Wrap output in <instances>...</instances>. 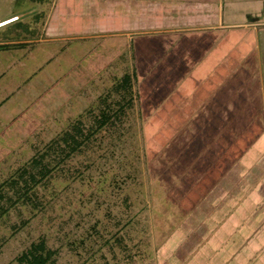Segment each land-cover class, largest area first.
I'll return each instance as SVG.
<instances>
[{"label": "rangeland", "instance_id": "374dc122", "mask_svg": "<svg viewBox=\"0 0 264 264\" xmlns=\"http://www.w3.org/2000/svg\"><path fill=\"white\" fill-rule=\"evenodd\" d=\"M245 1L249 0H209L207 4L197 2L187 6L192 9L198 4L199 12L193 8L192 14L196 12L202 18L200 11H213L218 16L215 12L220 7L225 20L231 16L236 20L244 16L248 20L255 14L245 10ZM261 1L253 7L257 16L264 15V0ZM165 2L168 1L0 0V18L11 12L24 16L45 13L39 19V27L41 22L48 23L54 34L64 36L63 49L58 50L63 57L61 64L64 61L69 64L78 51L71 47L77 48L80 41L87 43L83 48L88 55L94 49L103 51L104 56L113 53V59L122 64L126 63L130 50L136 90L133 108L100 129L81 151L36 185L33 193L37 198L34 200L31 195L35 203H17L0 213V264H19L17 257L21 252L40 238L54 250L50 264H190L199 249L195 240L193 244L190 242V232L204 214L197 212L195 202L182 191L191 184L196 189L197 183L203 185V192L207 190L206 179L192 180L191 170L198 163L201 170H210L206 161L210 148L206 142L212 144L218 134L215 135L217 127H210L206 136L208 127L203 125L207 126L208 117L195 113L192 117H173L170 112L175 114L179 109L168 108V103L175 104L177 97L188 98L195 90L193 84L199 81L195 99L198 103L197 99L202 100L206 92L207 85L202 82L213 85L216 78L209 76V65L203 64L200 55L205 62L212 61L213 56L222 72L226 66L234 67L241 62L248 84H254L258 75L264 76V46L260 49V62L255 63L252 46L249 43L246 47L238 46L231 31L224 38L229 39L228 43L222 41L213 52L206 53L204 47L197 49V43L206 46L205 34L197 37V33H164L165 20L156 15L167 9L169 5ZM173 4L178 6L177 2ZM186 14L196 24L197 16L191 18ZM51 62L44 66L46 74ZM107 63L104 61V66ZM189 63L192 70L208 71L206 79L201 81L191 76L192 72H186ZM109 70V67L102 69ZM117 70L118 74H110L112 79H120L131 68L119 66ZM41 72L38 74L42 78ZM110 87L102 94L110 92L107 99L114 107L118 96ZM133 92L132 89L130 96ZM95 104L93 100L90 104L93 108L71 109L72 114L56 117L57 127L49 122L16 127L15 135L11 131L16 137L11 145L6 136L0 137V186L5 195L0 207L8 206V196L13 199L16 196L7 181L68 128L67 119L71 123L80 119L85 128L92 126L94 115L99 113ZM201 120L203 125L199 124ZM202 135L207 138L199 141ZM198 173H194V178ZM204 198L200 204L205 202ZM219 220L221 223L220 217Z\"/></svg>", "mask_w": 264, "mask_h": 264}, {"label": "crops", "instance_id": "0c3cea01", "mask_svg": "<svg viewBox=\"0 0 264 264\" xmlns=\"http://www.w3.org/2000/svg\"><path fill=\"white\" fill-rule=\"evenodd\" d=\"M167 1V9L156 15L165 20L164 33H197V37L205 34L206 46L197 43V49L204 47L208 53L213 52L217 44L222 45V41L228 43L229 39L224 38L233 31L237 45L244 44L246 47L249 43L252 46L250 49H254L255 63L260 62V49L264 46V15L259 13L257 16L253 7L263 1L244 2L245 10L255 14L248 20L244 16L238 20L233 16L225 20L220 7L215 12L218 16L213 11H200L202 18L196 12L192 14L193 8L198 10V4L190 6L192 9L187 6L197 2L207 4L209 0ZM176 2L178 6L173 4ZM186 12L191 18L197 16L194 18L196 24L186 17ZM43 14L45 13L30 16L28 13L24 16L21 12H11L0 18V137L6 136L10 140L8 145L16 138V127H32L48 122L57 127L59 119L56 117L72 114L71 109L93 108L90 106L93 100L96 102L94 107L100 112V100L104 97L102 92L109 86L112 90L125 74L132 76L133 100L136 97L135 70L132 61L130 62V50L126 63L122 64L118 59H113V53L104 56L103 51L94 49L95 52L88 55L83 48L87 43L80 41L82 48L71 45L72 50L78 51L69 64H65V61L61 64L63 57L58 50L63 49L64 36L54 34L48 23L41 22L39 27V19L43 18ZM127 46L129 48L128 42ZM200 57L204 60L203 64L209 65V73L192 70L190 63L186 72H192L190 75L200 80L206 79V73L211 74L209 76L216 78H213V85L201 80L207 86L202 100L197 99L198 103L195 99L200 90L199 81L193 84L195 90L188 98L177 97L175 104L168 103V108L179 109L175 114L170 112L173 117H192L194 113L205 119L208 117L205 121L207 126L203 125L205 119L199 123L208 127L206 136L211 132L210 127H217L215 135L218 134L215 139L212 137V144L206 142V147L210 148L206 154L210 170H201L199 163L191 170L192 180H201L203 177L206 179L207 190L203 192V185L197 183L196 189L191 184L190 188L182 191L184 196H190L191 202H195L197 212L204 214L194 227L195 230L190 232V242L195 240L199 248L192 255L190 264H200V261H205V264H263L264 76L258 75L254 84H248L247 72L241 62L234 67L227 64L222 72L213 56L210 62H205L203 55ZM104 61L108 62L105 66ZM50 62L51 66L46 74L44 66ZM119 66H125L126 69L130 67L131 71L124 72L120 79H112L110 74H118ZM103 67L111 70L102 71ZM39 72L44 74L42 78ZM108 93L110 92H106ZM67 121L68 119L65 127L71 124ZM178 127H181V123ZM224 127L228 128L223 131ZM11 131L14 135H11ZM204 136L199 141L205 140ZM196 171L199 173L194 178ZM203 196L205 202L200 204ZM219 217L222 219L221 223Z\"/></svg>", "mask_w": 264, "mask_h": 264}, {"label": "trees", "instance_id": "16d2710c", "mask_svg": "<svg viewBox=\"0 0 264 264\" xmlns=\"http://www.w3.org/2000/svg\"><path fill=\"white\" fill-rule=\"evenodd\" d=\"M131 81L132 76L125 74L113 87L112 91L118 96L114 101V107L108 102V95H104L100 100L101 110L93 118L92 126L94 127L90 125V128H85L82 120H75L46 144L42 151L32 156L26 164L18 169L6 183L13 189L16 196L14 199L8 196V206L0 207V213L6 212L9 207L16 206L17 203L24 204L29 201L35 203L31 195L34 196V200L37 198L33 193L36 185L44 182L52 171L60 168L66 160L81 151L82 147H85L100 129L108 124L111 125L114 120L121 118L126 110L132 107ZM3 199H5V195L2 193V186H0V200ZM53 254L54 250L47 246L44 238H40L21 252L17 259L19 264H50Z\"/></svg>", "mask_w": 264, "mask_h": 264}]
</instances>
